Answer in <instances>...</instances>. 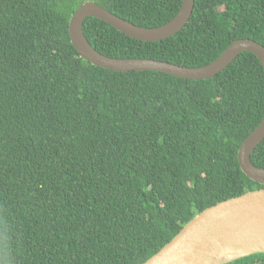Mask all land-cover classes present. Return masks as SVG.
Segmentation results:
<instances>
[{
	"label": "trees",
	"instance_id": "16d2710c",
	"mask_svg": "<svg viewBox=\"0 0 264 264\" xmlns=\"http://www.w3.org/2000/svg\"><path fill=\"white\" fill-rule=\"evenodd\" d=\"M87 1L0 0V264H141L206 208L264 187L238 158L264 118L259 58L203 79L94 65L69 31ZM92 1L147 28L183 2ZM83 31L107 56L200 67L237 39L264 45V0H196L159 41L97 17ZM251 159L264 168V140Z\"/></svg>",
	"mask_w": 264,
	"mask_h": 264
},
{
	"label": "water",
	"instance_id": "95a60500",
	"mask_svg": "<svg viewBox=\"0 0 264 264\" xmlns=\"http://www.w3.org/2000/svg\"><path fill=\"white\" fill-rule=\"evenodd\" d=\"M195 2L196 0H183L174 18L161 26L147 28L90 0L83 3L71 17V41L81 57L94 65L114 71L151 70L188 79L210 78L227 68L245 51L254 53L264 66V45L250 38L233 41L209 64L188 67L152 58H115L104 55L90 44L83 31L86 18L97 17L138 40H163L185 28L193 14ZM263 140L264 118L243 141L238 152L243 172L261 184H264V168L257 167L251 156ZM261 252H264V187L206 208L141 264H223Z\"/></svg>",
	"mask_w": 264,
	"mask_h": 264
},
{
	"label": "bare ground",
	"instance_id": "6f19581e",
	"mask_svg": "<svg viewBox=\"0 0 264 264\" xmlns=\"http://www.w3.org/2000/svg\"><path fill=\"white\" fill-rule=\"evenodd\" d=\"M222 259H223V258H222ZM222 259H220V260H222ZM220 260H219V261H220Z\"/></svg>",
	"mask_w": 264,
	"mask_h": 264
}]
</instances>
